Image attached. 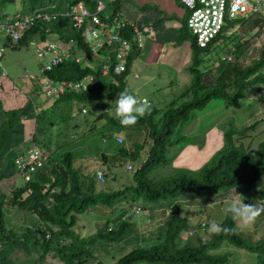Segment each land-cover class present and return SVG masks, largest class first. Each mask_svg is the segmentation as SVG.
<instances>
[{
  "label": "trees",
  "instance_id": "16d2710c",
  "mask_svg": "<svg viewBox=\"0 0 264 264\" xmlns=\"http://www.w3.org/2000/svg\"><path fill=\"white\" fill-rule=\"evenodd\" d=\"M14 1L0 0V7ZM20 1L29 13L37 8L50 7L51 4H54L51 11L60 13L63 11L62 6L67 9L66 5H71L79 0ZM82 1L91 10L96 8L95 0ZM105 2V9L99 13L101 19H105V13L110 15L109 18L116 14L124 16L119 11L117 0ZM262 2L264 7V0ZM111 4L113 7L108 10L107 8ZM259 16L237 18L229 22L214 41L219 39L221 42L232 38L235 41L234 50L240 53L241 42H239V36L235 34V26L251 20V29L254 26L260 28L264 23V13ZM4 17V14L0 15V19ZM67 19L69 21L68 17ZM133 23L137 25L135 22ZM69 26L70 29L67 30V24L60 21L59 18L50 23L39 20L32 28L23 33L16 44L23 45L37 34L41 39L53 34L64 42L72 38L74 46L84 50L83 60L75 62L67 59L54 68L50 76L58 80L70 81L86 76L96 79L95 83L88 86L86 90L66 91L58 99L60 102L67 103L70 108L73 104H77L78 112L86 114L88 113L86 108L81 106L84 102L92 98L91 103L94 105L95 111V105L99 104L104 97H113L125 90L127 71L139 50L135 47L132 51L127 52L125 69L115 71L113 64L119 59L114 56V51L109 52L113 44L105 43L97 53L93 54L82 35V29L76 30L71 26V23ZM142 27L151 28V26ZM230 29L231 34L229 35ZM120 30L124 36L131 37L129 26ZM182 33L181 38L188 37L191 41L193 62L190 66L191 82L182 91L181 97L191 94V99L178 105H176V99L170 100L164 107L152 105L150 114L138 119L136 123L138 130L142 131L146 128L145 134L148 133L152 141L145 158L132 173L133 183H129L122 189L114 188L113 185L108 189L106 173L104 172L105 180L103 182H98L95 174L97 168L102 169L101 167L97 166L95 170H92L90 169L91 164L85 166L80 162L75 163L70 152L63 154L61 159L49 156L43 167L31 180L23 181L22 184L15 186L10 195L0 197V252L12 239L22 238L31 245L42 248L41 258L45 257L47 252L52 251L53 255L59 258L60 264H104L103 259L96 254V248L98 246L107 247L123 240L133 226L134 220L127 219L129 216L125 209L127 200L133 201L142 197L144 200L154 201L168 197L175 201L181 194L193 195V197H197V195L215 196L219 191H227L236 187L240 190H254L253 199L256 201L252 204L264 205V140L259 142L256 147H250L243 142L237 143L242 137L248 136L250 130L255 128L257 121L263 120L264 116L239 130L234 129L232 123L223 126L222 146L202 165L198 167L172 165L181 149L189 144L202 146L207 132H213V129L219 127L206 126V123L201 125L203 116L200 115L197 118L198 124H196L194 132L175 133L176 125L181 121L188 120L193 110L204 108L214 98L223 99L226 107L237 106L242 99L248 98L247 92L252 93L255 89L264 92V41H262L258 57L248 64L241 65L237 60L232 63L221 58L217 60L214 73L209 70L210 65L212 66L214 63L212 59L210 65L203 66L207 60L205 59L206 54L212 50L214 41L205 47H199L186 22L183 23ZM103 65H110L108 73L105 75L102 74ZM93 98H96L97 102H93ZM83 109L86 111L83 112ZM99 111L103 115V118L99 119L104 123L113 125V128L118 124L121 130L123 129L124 126H121L119 120L116 121L105 111ZM22 116L25 118L31 116L27 114V105L6 111L5 119L0 126V181L12 176V169L15 165L11 147L14 140L22 134L23 124L20 121ZM152 117L157 120L152 121ZM78 122L76 120L73 125L76 126ZM127 128L135 129V126H128L124 129ZM114 131H116V127ZM180 141L182 142L179 143ZM30 142L35 144V139ZM133 143L121 146L118 153L125 154L132 159L139 158V150L145 144L140 140L136 144ZM133 145L136 147L133 148ZM7 153L12 154V159L9 161L5 159ZM105 158L107 157H102L103 161ZM162 165L168 166L170 173L156 177L149 175L151 170L156 167L158 169ZM50 174L53 175V178ZM6 205L31 211L38 217L40 225L36 228L30 226L23 228V232L18 237L16 231L8 225L6 214L11 210H8ZM180 206L181 202L179 201L166 204L164 210L169 208L170 212L166 216L163 215V218L166 219L163 221L164 231L158 241L148 245L139 243L118 256L112 264H229L236 262L233 253L237 254L236 250L241 249L255 256L254 259H251L249 256L251 254L248 256L246 254L245 261L252 264H264V238L252 242L248 239L251 233L248 232L249 236L243 235L242 230L236 225V220L226 210L219 222L223 231L219 234L210 232L202 235L203 233H196L200 225L199 222L190 226L187 215L181 214ZM158 207L148 206L145 210L153 211ZM90 209L101 211V213L94 218V231L83 235L75 226L79 221V216L87 213ZM131 214L134 215L132 208ZM152 216H148L147 219H151ZM189 229L193 230V234L181 239V232ZM207 232H209V227H207ZM223 247L226 248L221 250Z\"/></svg>",
  "mask_w": 264,
  "mask_h": 264
},
{
  "label": "rangeland",
  "instance_id": "374dc122",
  "mask_svg": "<svg viewBox=\"0 0 264 264\" xmlns=\"http://www.w3.org/2000/svg\"><path fill=\"white\" fill-rule=\"evenodd\" d=\"M27 13L29 12H27L25 6H22L20 0L8 2L0 7V15L4 14L6 16L4 18H1L0 21H4L6 19H14ZM250 23L251 20L250 22L249 20H247L242 24L236 25L234 29L235 34L239 36V42H241L239 50L241 52L237 53V51L234 50L235 41H233L232 38L231 40L228 39L221 41L220 43L216 44L215 47L207 54V56L211 57L212 62L217 64L218 62L213 60L221 59V57L226 53H230L233 56V59L230 62L233 63L237 60L241 65L248 64L253 59L258 57L260 48L262 46V41H264V39H256V36L260 32L258 31L259 28L254 26V28L251 29ZM228 34H231V29ZM3 38V35H0V43L4 44L1 63L6 75L3 77L0 76V86H2L3 89L7 91L6 88L10 89L11 87L6 86L5 80L11 79L12 81H23L25 77L34 75L36 78L32 79L31 82H33V84L37 86V88H41V84L37 82V74L41 65V61L37 57L35 49L28 42L23 45L11 42L5 43V40ZM35 38L39 40V38L41 37L39 36V34H37L35 35ZM45 38L42 39L39 44H42ZM11 44H16V48L12 47ZM177 56L178 55H175L174 58H171L170 60H175ZM210 70L214 71V66L211 67L210 65ZM184 78L185 77L183 76V74L181 72H178L175 77L167 80L166 85L168 83L170 85L168 90H164L163 88L158 89V91H154L152 84L155 83L156 85H161L162 83L163 85L165 81L163 78L141 79L139 82H143V85L138 83L137 89H126L130 93L136 95L138 98H140L142 95H145L149 101H152V105L157 103V100L160 98H164L166 100V103L174 98H178L177 103H182L187 99H191V94L183 98H179L178 96L181 89H185L190 84L189 79H185L180 83V81H182ZM181 84L182 87L180 88L179 85ZM27 85L28 84L22 86L18 84L17 87L24 88ZM246 94L248 98L242 99L237 106L233 107H226L224 100L221 98L212 99L204 108L193 110L188 120L181 121L178 125H176L174 129L175 133H185V131L194 132L198 121H192L190 123V126H188V123L195 115L203 116L201 125H204V123H206V126H226L228 125V123H232L234 129L236 130L241 129L254 121L256 122V120H259L262 116H264V92L255 89L252 93L247 92ZM25 95L27 99L24 103V106L27 105V114L31 115L30 118L35 120V124L36 121L37 123L39 122V125L37 124V129L35 131L36 135L34 136L36 145L41 148L43 147L45 148V150L49 151L50 156H52L53 158L61 159V156L63 154L70 152L75 160V163L80 162V164H84L85 166L91 164L90 169L92 170H95L97 165L101 164L99 162L101 153H106L107 155L111 153V156H109L111 159V163L117 165V167L115 168V165L112 166L109 174L113 176L112 178L115 177L116 182L121 185L125 186L122 181L126 182V180L131 181H127L128 184L133 183L131 175L132 171L125 169L127 161L131 162L130 164L133 166V168H136L144 159L145 153L148 150L152 139L149 137L148 133L145 134V132H147L146 128L141 131L140 141L145 144V149L143 150L144 152L139 151L140 158L135 157L134 159L125 156V154L116 153V150H118L121 146H125V144L129 142L126 135L127 131L123 132L125 137L124 143L118 144L111 138H109L107 142H102V138L107 134V126L103 125V120L96 119V117L98 116L96 110L101 107H105V110L115 112V99L117 98V95H114L113 97L103 98L99 104L95 105V111L94 105L90 100L84 102L83 105L88 109V113L86 114L78 112L77 104H73V106L70 108L65 102H62L57 109L54 108V110H52V106H54V99L46 96L41 91L37 92L35 89H33V93H27ZM36 100H40L39 106L43 109L42 112H40L41 108L38 110L39 112H34L33 108L30 109L29 105L31 104L32 107V104L35 103ZM93 102H97V99H93ZM106 102L111 105V110L110 107L106 105ZM3 116V118H5V113H3ZM104 117H106L105 114ZM154 119L155 118L152 117V121ZM76 120L79 122L76 126H74L73 122H76ZM137 127L138 124L135 125V128ZM254 127L255 128H252L250 130L248 136L242 137L241 139V141L243 140L244 144H246L247 141L252 143V147H256L259 142L264 140V119L257 121ZM156 128L158 130V127ZM199 130L201 131L200 128ZM181 142L182 141H180L179 143ZM25 143L19 144L20 146L17 145L15 146V148H13V159L17 155L19 149L24 151L28 147V145L33 144V142H27L26 144ZM5 159L6 161L12 159V154L7 153L5 155ZM158 169L157 167L154 168L153 170H151L149 175L151 177H156L159 175H167L168 173H170V168L168 166L162 165L161 167H158ZM83 171L85 170L83 169ZM109 174H107V183L108 178H110ZM50 176L53 178L52 174H50ZM11 177L3 178L9 180H2L0 182V197L10 195V192L15 186H17V184H22L23 179L17 173L15 166H13ZM14 182H16L17 184ZM110 187L111 185L107 184V188L109 189ZM223 192L224 191H221L215 196L197 195L196 199H192L193 195L181 194L177 198V200H175L181 202L180 207H183L181 214L187 215L188 222L189 224H191L190 226H193L194 224H197V222H199L200 225L198 230L196 231L197 234L203 233L202 235H205L207 233H210L207 232V227H210L212 222L219 224L229 201L233 199H238L241 201L244 200V203L246 204L253 203L252 201H256L253 199L255 191L252 189L240 191L238 188L234 187L230 189L229 192ZM172 201L173 203H175L174 199L168 197L159 198L154 201L144 200L142 197L133 201H125V209L127 214L129 215L127 216V219H129L130 221L134 220V223L131 230H129L123 240L118 241L116 244L108 245L107 247L98 246L96 248V254H98L99 257L103 259L104 264H112L115 259L118 258V256L139 243L148 245L158 241V239L163 236L164 231L163 221L166 219L163 218V215L165 214L166 216L170 212L169 208H166V210H164V205ZM130 206H140L143 210L132 215V207L130 208ZM148 206L159 207L155 208L153 211L145 210V208ZM6 207L8 206L6 205ZM20 211L25 210L22 209ZM162 212L164 213L162 214ZM215 212L217 214H215ZM100 213L101 211L99 212L95 211L94 209H90L87 213L81 214L78 218L79 221L77 222L75 228L83 235H87L90 232H93V224L95 222L94 218ZM24 214H30V212ZM148 216H152V218L147 219ZM202 222H204L203 227L201 226ZM236 225L242 230L243 235L249 236L248 232L251 233L250 238L248 239H250L252 242L264 238V214H261L255 220V222L247 225H243L240 221L236 220ZM204 228H206V230H204ZM189 231L193 230L189 229L187 231L181 232L180 238L182 239L189 236ZM192 239L195 238L192 237ZM225 248L226 247H223L221 250H224ZM228 249L229 247L227 248V250ZM236 251L238 252L237 254L233 253V258H235L236 262H232L229 264H252L244 260L246 254L248 256L249 254H251L250 252H247L244 249ZM249 256L251 259H254L255 257L253 254Z\"/></svg>",
  "mask_w": 264,
  "mask_h": 264
},
{
  "label": "crops",
  "instance_id": "0c3cea01",
  "mask_svg": "<svg viewBox=\"0 0 264 264\" xmlns=\"http://www.w3.org/2000/svg\"><path fill=\"white\" fill-rule=\"evenodd\" d=\"M117 1L119 2V11L121 14H123L129 20L135 22L137 25L151 26V28H153L155 31V34L153 37H145V39L143 40L142 46L138 48L139 50L138 53L135 55V57L131 61L129 70L127 71V75L125 77L126 88L127 89H137L138 83L143 85V82H139L141 79H149V78L162 79L163 78L165 80L163 85L162 83L161 85H156L155 83L152 84L154 91L156 90L158 91V89H163V88L164 90H168L170 85L169 83L166 85V81L171 79L172 77H175V75L178 72H181L183 76L185 77L182 81H180V83L183 82L185 79L187 80L189 79V81L191 82L192 74L190 71V66L193 62V49L191 46V41L188 37L181 38L183 36V33H182L183 23L186 20L187 12H188L186 8L184 7V5L179 0H117ZM110 6H108L107 8L108 10L112 9L113 7V5L111 6V8ZM53 7L54 5L52 6V8ZM62 10L63 11H60L61 16H59L58 18L60 19V21H63L64 23L67 24L66 29L68 30L70 29V26H69L70 22L68 21L67 16L63 14L65 10L63 6H62ZM3 39L5 40L4 41L5 43L8 42L5 37ZM45 39H49V40L57 39V37L51 34V35H47ZM213 45H214L213 46L214 48L216 44L214 43ZM11 46L16 48V44H11ZM207 54L205 58L207 60L205 61L203 66L210 65L209 60H211V57L207 56ZM175 55H178L176 59L170 60L171 58H174ZM213 61H217V60H213ZM215 65L216 64L213 63L212 66H214L215 68ZM203 66L201 65V67ZM209 70H210V67H209ZM210 72L215 73V70L214 71L210 70ZM24 80L23 81H15V80L12 81L11 79L5 80L6 86L15 88V89L6 88L7 91L4 90L2 86H0V95H1L0 96V112H1L0 126L3 120L5 119L3 118L4 117L3 113H5L8 110H13V109L23 107L27 99L25 94L33 93V89H35L38 92L37 86H35L33 82H31V79L29 78V76L25 77ZM18 84L22 86H25L26 84H28L29 87L27 85L24 88L23 87L18 88L17 87ZM179 86L181 88L182 84ZM183 90L181 89V91L179 92V95H178L179 98H183L181 97V93ZM115 95H118V93ZM140 98L141 99L145 98L147 101H149L145 95H142ZM174 99L178 100V98H174ZM90 101L92 102V98L90 99ZM39 103H40V100H36V102L32 104V107L30 104V109L33 108L34 112L38 111L41 108L39 106ZM61 103L62 102H60V100L58 101V99L54 100V103H53L54 106H52V110H54V108L57 109L61 105ZM149 103L152 105V101H149ZM168 103H166V100L164 98H160L157 100V103L153 105L157 107H164ZM178 104L179 103H176V105ZM106 105L110 107V110H111V105L108 103ZM81 106L85 107L88 112V109L86 106L84 105H81ZM99 110L107 112L109 116H111L113 119L118 121V119L115 117V114H114L115 112H110L109 110H105V107H101L98 110H96L98 114H101V117H100L101 119L103 118V115H102V112H100ZM42 111L43 109L41 108L40 112ZM108 115H107V118H108ZM159 115L160 113L158 114V118H159ZM198 117L199 115H195L189 121L188 126H190V123L192 121L197 120ZM96 119H99L98 116L96 117ZM20 121L23 124V131H22V134H20L19 137L16 140H14V142L12 143V147H11L12 149L15 148V146L19 144H22L25 142L27 143V142H30L32 139H34V136L36 135L35 131L37 129V124L39 125V122L37 123V121H36V124L34 123L35 121L34 119L25 118L23 116L20 118ZM103 125L107 126V134L103 137V139L107 137H111V139L116 141L115 136L119 135V136L124 137L123 132H126V130H129L126 133L127 139L129 141L127 144L131 145V142H134L133 144H136L137 141L140 140L141 138V135H140L141 130L139 131L138 127L135 129H129V128L124 129L125 127H123V129L121 130V128L117 124L115 125L116 131H114L115 127L113 128V125H109L107 123H103ZM223 128L224 127L220 125L217 129H213V132L208 131L207 134L205 135L202 146L199 147L196 144H189L183 149H181L178 155L176 156V158H174L172 165L173 166L184 165L187 167H198L202 165L204 162H206L211 157V155L217 149H219L222 146V142H223L222 129ZM111 131H114V132L111 133ZM189 132H192V131H189ZM189 132L185 131V133H189ZM242 142L243 140L237 141V143H242ZM251 144L252 143L247 141L245 145H249L250 147H252ZM134 147L136 146L133 145V148ZM144 149L145 148L143 147L139 151L144 152L143 151ZM103 156L107 157L104 159V161L102 159ZM109 156H111V153H109V155H107L106 153H101L100 160H99L101 164L97 165L104 169L106 175L110 173V169L112 168V166L115 165L111 163V159ZM139 158H140V155H139ZM116 167L117 165H115V168ZM109 176L110 178H108V184L113 185L114 188H117V189H122L123 187L127 186L128 185L127 181H130V180H126V182L122 181L123 184H125L124 186V185L117 183L115 177L112 178L113 176L110 174ZM11 178H14V177H11ZM2 180L7 181L9 179H2ZM229 190L224 191V192H229ZM196 198L197 197H192V199H196ZM164 206H166V204ZM8 210H11L10 212H7L6 214L8 225L14 231H16L18 237L23 232L22 231L23 228H26L28 226L32 228H36L40 225V221L38 217H36L31 211L27 209H24L25 211H20L21 208H18L15 206L14 207L8 206ZM28 212H30V214H24ZM215 214L217 213L215 212ZM41 253H42V248H40V246L35 247L31 245L29 242L24 241V239L22 238H14L6 245L3 251L0 252V264H60L59 258L53 255L52 251L47 252L45 257H42V258L40 257Z\"/></svg>",
  "mask_w": 264,
  "mask_h": 264
},
{
  "label": "built area",
  "instance_id": "2783aa9c",
  "mask_svg": "<svg viewBox=\"0 0 264 264\" xmlns=\"http://www.w3.org/2000/svg\"><path fill=\"white\" fill-rule=\"evenodd\" d=\"M105 1L112 0H95L96 8L91 10L84 1L79 0L71 5H67V9L64 10L63 14L69 18V22L73 28L76 30L82 29V35L86 39L91 53H97L105 43L113 44L109 52L114 51V56L119 59L113 64V68L115 71H120L125 69L126 53L132 51L134 47H141L145 37H153L155 31L149 27L135 25L131 20L118 14L112 16V18L110 17V19V15L105 13V19H101L99 13L105 9ZM179 1L188 11L186 25L199 47H205L211 41H214L222 33L224 27H227L229 22L237 18H246L249 16L260 17L259 15L264 13L262 0ZM53 5L45 8H37L30 13L14 19L0 21V34L11 43H17L23 33L32 28L39 20L41 22H52L61 16V13L51 11ZM127 26L131 28L130 38L120 33V29ZM259 29L260 32L256 36V39H264V23ZM40 41L42 39L39 38L38 40L35 36L28 41L35 49L36 55L41 61L37 74V82L41 84L38 92L41 91L46 96L56 100L66 91L86 90L88 86L95 83L96 79L92 76H86L74 81L66 79L58 80L51 77L50 73L54 68L67 59L81 62L85 56L84 50L81 47L74 46V40L72 38L67 42L60 39H45L42 44H39ZM219 41L217 39L213 43H218ZM3 49L4 45L0 43V76L6 75L1 63ZM111 56L113 55L111 54ZM222 59L230 62L233 56L230 53H226L222 56ZM109 67L110 65H103L102 74H107ZM29 78L32 80L36 77L30 75ZM85 111L83 109V112ZM49 156V151L38 145H28L24 151L18 150L14 158L15 169L23 181H29L40 171ZM95 174L98 182L105 180L104 170L97 168ZM142 210L140 206L132 207L134 214ZM201 226H204V222L201 223ZM188 233L191 235L193 231H189Z\"/></svg>",
  "mask_w": 264,
  "mask_h": 264
},
{
  "label": "clouds",
  "instance_id": "9594fccd",
  "mask_svg": "<svg viewBox=\"0 0 264 264\" xmlns=\"http://www.w3.org/2000/svg\"><path fill=\"white\" fill-rule=\"evenodd\" d=\"M186 22V20H185ZM192 34V33H191ZM194 37V36H193ZM29 41V40H28ZM220 43V41L218 42ZM215 43V44H218ZM135 48V47H134ZM140 48V47H136ZM222 58V57H221ZM151 112V104L145 98H138L136 95L130 93L127 89L118 93L115 99V117L124 127L133 126L137 123L139 118L144 117ZM100 118V117H98ZM114 131H111V133ZM111 137L102 138V142H107ZM125 137L115 136V142L118 144L125 142ZM128 140V139H127ZM127 143L125 144V146ZM118 150H116V153ZM100 167V166H99ZM102 168V167H101ZM103 169V168H102ZM126 170L134 171L136 168L127 161ZM104 170V169H103ZM105 172V171H104ZM226 212L231 214L234 220L240 221L243 225L255 222V220L264 214V205L244 203V200L233 199L228 202ZM223 229L215 222H212L209 227V232L219 234Z\"/></svg>",
  "mask_w": 264,
  "mask_h": 264
},
{
  "label": "water",
  "instance_id": "95a60500",
  "mask_svg": "<svg viewBox=\"0 0 264 264\" xmlns=\"http://www.w3.org/2000/svg\"><path fill=\"white\" fill-rule=\"evenodd\" d=\"M98 117H101V114H99Z\"/></svg>",
  "mask_w": 264,
  "mask_h": 264
}]
</instances>
